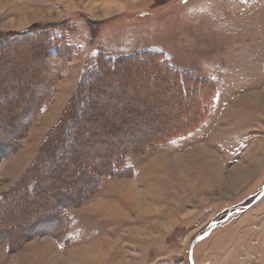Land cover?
<instances>
[{"label":"rangeland","instance_id":"1","mask_svg":"<svg viewBox=\"0 0 264 264\" xmlns=\"http://www.w3.org/2000/svg\"><path fill=\"white\" fill-rule=\"evenodd\" d=\"M34 33L72 52L57 65ZM0 45V234L23 236L1 245H32L14 264H190L195 237L192 264H264V0H0ZM144 55L192 100L122 62ZM194 96L203 116L155 140L194 120Z\"/></svg>","mask_w":264,"mask_h":264},{"label":"trees","instance_id":"2","mask_svg":"<svg viewBox=\"0 0 264 264\" xmlns=\"http://www.w3.org/2000/svg\"><path fill=\"white\" fill-rule=\"evenodd\" d=\"M27 31H24V32H19L17 35H20V34H23V33H26ZM35 35H37L36 36V38H34V39H36V40H38L37 41V45L39 44V46L40 47H42V48H45V50H46V52H47V54L49 55V58H50V56L51 57H53V59L54 58H57L58 60H59V62L57 63V65H60V64H62L66 59H67V57H68V55H69V51H71L72 52V50L71 49H69V48H67V46L66 45H64V46H60V45H57L56 47H54V48H51V47H49V45H47V46H45V42L40 38V34H38V33H34ZM30 42H35V41H33V40H31ZM3 45V44H2ZM30 45V44H29ZM1 46V45H0ZM29 49H31V48H29ZM22 52V51H21ZM143 54V53H142ZM140 56V55H139ZM146 55H144L143 57H141V58H137V59H135V58H133V57H126L125 59H123L122 60V62H130V60H131V63L133 62V64H134V67L136 68V69H138L139 71L141 70V69H143L144 68V70H142V71H153L152 72V75H155L154 77L153 76H151L152 78L151 79H154L155 80V78L156 79H161L160 81H158V82H163V80L164 79H166L167 80V82L169 81H175V82H177L178 84H179V86H180V89L183 91V96L182 97H184V99L185 100H192V99H190L191 97H187L186 98V91H187V83H186V80H180V77H178V76H176L175 75V72H174V70H171L170 72H169V74H167V72L164 70V68L165 67H167V65L166 64H164V62L163 63H160L159 64V66H157L158 67V69H160V70H162L163 72H165V73H163L162 72V74H163V77H164V79H162L163 77L161 76V74L159 73L157 76H156V73H155V69H154V67L153 66H151V65H149L147 62H146V57H145ZM103 61H106V60H103ZM130 64V63H129ZM115 66H113V67H110V68H103L102 70H101V67H100V69H98L97 71H95L94 73H96V74H98V73H101L100 75H103L106 71H111V72H114L115 71ZM117 68H119V67H117ZM145 68H146V70H145ZM155 70V71H154ZM99 75V76H100ZM98 76H96V77H94V79H96ZM127 78H128V76H126ZM150 79V80H151ZM162 85V84H161ZM167 85V84H166ZM189 85L191 86V89H192V91L194 92L195 91V85L196 84H194L193 83V81H191V82H189ZM171 86H174V83H171L170 84V86H169V84L167 85V87H170V88H172ZM166 88V87H165ZM199 88V91H201V88L200 87H198ZM181 91V92H182ZM199 91H198V95H199V97H201V98H205V96H206V98H208V94L210 93V91H208L206 94H200L199 93ZM199 97H196L195 98V96H194V100H195V104H196V108L194 109V110H192V111H190V110H188V115H191V118L192 117H194V120H192V121H190L189 122V120L187 121V119L189 118V116H184V118H186V120L185 121H182V122H180V123H177V125H179V127L178 126H174V128L172 127V128H170V129H168V132L166 133V134H158L157 135V138L155 139V140H160V137L162 138V137H165L166 135H169L170 133L171 134H181V133H186V130L188 129V127H186L188 124H190V123H192L193 121H195V120H199L202 116H203V113L202 112H204V111H202V109H203V105H202V107L201 106H199V104H198V102L200 103V101H199ZM97 99V98H96ZM95 99V100H96ZM210 99H212V97H210ZM209 99V100H210ZM198 100V101H197ZM189 101V102H190ZM94 103H97V100L96 101H94ZM109 114V113H108ZM0 116H2L1 115V113H0ZM190 118V119H191ZM197 120V121H198ZM76 123V125H77V122H75ZM190 127V126H189ZM10 128V127H9ZM8 131V130H7ZM6 131V132H7ZM20 132H21V130H20ZM72 133H74V131L72 132V129H69L66 133H62L61 134V136H64L65 138H66V140H67V143H66V147L69 145H72V142H73V140H74V138L71 136L72 135ZM1 134V133H0ZM174 135V136H175ZM2 136V135H1ZM6 136H7V134H6ZM173 137V136H172ZM4 138V137H3ZM57 141V139L55 140V142ZM155 142L154 140H150L148 143H151V142ZM134 143H135V141H134ZM148 143H146V144H148ZM75 144V141H74V143H73V145ZM68 146V147H69ZM3 150H5V151H8L9 152V150L10 149H4L3 148ZM124 150V147H119V148H117V147H114V148H111L110 147V151L108 152V154H105V157H106V159H102L103 157V155H99V154H96V155H94L95 156V163L99 166V168H101L102 169V171H108V172H111V171H115L116 170V168H117V165L120 163V160H122L121 159V157H122V154L120 153L121 151H123ZM62 150L60 149V150H58L57 151V154H58V156L57 157H60V154H62ZM79 152H82V151H80L79 150ZM62 156V155H61ZM93 156V157H94ZM68 161V160H67ZM61 166H62V168L64 167V165H63V163L61 162ZM107 172V173H108ZM30 188V189H29ZM34 184H30V185H27V187H26V192H25V194H28L29 195V192H34ZM32 192V193H33ZM77 199L79 200V196H77ZM64 201V200H63ZM66 203H70V204H74L73 202H71V201H67ZM76 203V202H75ZM59 205H63V202H61V203H59ZM65 206V205H64ZM67 206V205H66ZM65 206V207H66ZM8 205L7 206H5L4 205V203L2 202V204H0V217H2V216H5L6 214H7V211H8ZM62 208V207H61ZM60 208V209H61ZM62 211V209L60 210V212ZM53 212V211H52ZM49 214L50 213H48V215L47 216H49ZM39 217H41V215L39 216ZM1 219V218H0ZM51 221H52V223H51V227L53 226V219H51ZM59 221H61V220H59L58 219V222ZM1 225H3V224H0V226ZM11 227H14V226H10L9 227V229H11ZM31 227H33V228H35L34 226H31ZM57 227H59L57 224H56V226H55V229H57ZM30 228V225L27 227V229H29ZM52 228H54V227H52ZM30 230V229H29ZM35 230V229H34ZM52 230V229H51ZM50 230V231H51ZM36 233H38L39 234V232L38 231H33L32 233H30V235L32 234L33 236L34 235H36ZM46 233V232H45ZM15 234L16 235H13L12 237H10V235L7 233V234H0V245L2 244V243H7V244H11L12 242L13 243H16V241L18 240V239H22V235H17V232H15ZM47 235H49V234H47ZM56 235V234H55ZM18 247L19 246H21L20 244L22 243V240H19L18 241ZM17 244V243H16Z\"/></svg>","mask_w":264,"mask_h":264},{"label":"crops","instance_id":"3","mask_svg":"<svg viewBox=\"0 0 264 264\" xmlns=\"http://www.w3.org/2000/svg\"><path fill=\"white\" fill-rule=\"evenodd\" d=\"M206 124H207V121H206ZM224 140H228V143L229 144H231L230 143V141H229V139H227V138H223ZM232 140V139H231ZM233 143V142H232ZM193 147V146H192ZM233 147V146H232ZM216 152L217 153H219V154H217V155H222V154H224L225 153V149H222V148H220L219 146H218V148L216 149ZM227 153H228V151H227ZM221 157V156H220ZM75 221H76V223H77V225H79L78 223V220L77 219H75ZM96 222H92V225H90V227H89V230H86V229H84V228H82V227H76L77 229H75L74 230V232H75V235L73 236V237H77V239H78V241H81L82 243H79V244H75V245H80V244H83L84 246H88L89 244H91L90 243V241H92V240H94V239H96L97 237H100L99 235V229L96 227V228H93V225L95 224ZM82 226V225H81ZM119 231H121V229H118ZM116 231V230H115ZM42 238H44V237H42ZM46 238H53V237H46ZM32 240H34V239H32ZM46 240V242L45 243H47V245H49L50 243H51V241L49 242V239H45ZM78 241H73V242H78ZM97 241V240H96ZM96 241H94V242H96ZM66 242V243H65ZM65 242L63 243V242H60V241H54V245H57L58 246V248H60L61 250H65L66 248H68L69 246L70 247H74V244H72V245H69V244H71V243H68V238H65ZM72 242V243H73ZM94 242H92V243H94ZM89 243V244H88ZM86 244H88V245H86ZM31 247L32 245L31 244H28V242L27 243H25L21 248H19V251L18 252H16V253H13L12 255H9V251H6V246H4V245H0V264H14V263H16L18 260H20V261H27L26 260V258H28V256L27 255H21V253H23V252H25V251H28V247L29 246ZM5 248H4V247ZM50 246V245H49ZM51 246L53 247V243H51ZM8 250V249H7ZM7 253H6V252ZM30 252H31V249H30ZM41 251H39L38 253H40ZM93 255H94V253H92ZM93 255H91V257H93ZM100 255V254H99ZM98 255V256H99ZM96 257V256H95ZM24 258V259H23ZM96 258H99V257H96ZM96 258H94V259H96ZM37 261V260H36ZM38 262V261H37ZM20 263V262H19ZM26 264V263H25Z\"/></svg>","mask_w":264,"mask_h":264},{"label":"water","instance_id":"4","mask_svg":"<svg viewBox=\"0 0 264 264\" xmlns=\"http://www.w3.org/2000/svg\"><path fill=\"white\" fill-rule=\"evenodd\" d=\"M195 241H196V240H194V241L192 242V244H194V243H195Z\"/></svg>","mask_w":264,"mask_h":264}]
</instances>
